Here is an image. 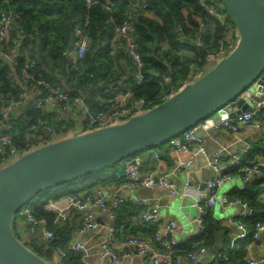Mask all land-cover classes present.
Wrapping results in <instances>:
<instances>
[{
    "label": "built area",
    "instance_id": "built-area-1",
    "mask_svg": "<svg viewBox=\"0 0 264 264\" xmlns=\"http://www.w3.org/2000/svg\"><path fill=\"white\" fill-rule=\"evenodd\" d=\"M85 3L87 6L99 4L98 0H85ZM100 5L104 10L112 11V5L108 1L102 2ZM200 5L216 19L222 21L225 18V13L223 14L222 10H216L204 0H200ZM145 6V0H142V8ZM17 19L16 13L0 10V58L10 66L11 76L14 77V80L24 87L18 98L6 101L3 116L6 118L10 111L21 106L24 99L38 95L37 106L45 113H52L53 121L62 123V125L57 126L53 122L39 119L33 128L41 130L42 135L27 143L23 148L14 144L10 134H0V168L15 160L27 149L49 143L48 139H51L52 142L121 123L155 106L153 99L134 97L130 89L118 81L114 83L115 87L110 85L105 107L93 111L82 95L60 89L45 79L42 74L37 73L34 69L35 61H26L20 72L15 73L13 67L16 65L19 43L25 39L24 31ZM225 29L226 32L217 40L216 47L207 54L206 65L217 62L234 48L238 38L237 30L236 28L230 29L228 26H225ZM114 35L115 39L121 41L126 56L134 66L135 84H140L144 78V62L133 36L131 16L115 27ZM194 36L196 41H199V32ZM90 43L91 40L85 33L83 25L76 27L71 49L67 53L72 70L79 71ZM261 78H263L262 84H259L258 81ZM169 80L170 75L164 76L165 82ZM33 91L36 94H33ZM239 99L243 100L251 110L242 111L232 118H221L217 114H215L216 116L211 114L166 142L170 150L173 151L172 164L167 174L159 176L158 166H155L151 172L142 173L139 168L138 154L127 159L123 172L117 175V179L120 181L123 179V182L109 187L110 191L106 194H102L100 188L88 193L69 194L62 198L66 203L63 207L57 204L60 200L48 201L45 207L54 213L53 223L55 224L65 223L68 220L65 211L75 210L80 215V223L75 229L76 237L70 239L65 246H57L54 249L51 263L60 264L69 252H78L81 253V261L84 264H91L87 260V257L91 255L90 247L78 237L88 232L97 234L102 232V239L98 243L97 251L100 261L107 259L110 264H121L124 259L135 253L143 259V264H184L183 260H186L188 264H195L208 250L204 241H194L187 251H181L178 248L180 246L171 238V233L178 228L176 221L170 219L161 223L159 202L151 197H135L133 193L141 189L160 190L168 197H174L178 193V188L169 179V176L177 173L186 175V189L199 190L198 183L190 173L196 157L203 158L210 173L205 180L206 194L193 199L192 203V207L196 211L193 221L198 227V234L204 230L205 215L215 206L218 205L221 208L237 206L239 208L234 216L226 220V226L234 228L235 232L213 256L212 264H227L230 259L229 252L232 249L247 240L259 239L264 233V221H256L253 227H250L245 221L251 215L253 207L247 201L229 196V193L226 194L220 190L222 186L235 178H239L242 183L262 178L258 184L259 191L256 202L264 203V166L258 161L244 160L250 146L237 147V144L243 143L241 132H247L251 128L264 135V70L235 97L234 102ZM224 130L233 135L232 142L226 144L217 141V147L212 151L209 150L202 133L216 137ZM152 155L159 163V152H153ZM181 155H186V158H181ZM230 167L236 169L235 173L228 171ZM125 204L142 208V221L149 223L154 228V232L149 237L131 235L122 239L118 238L115 222L119 209ZM35 205L37 203H27L16 215L24 227L23 240L28 236H35L49 243L54 239V234L48 229L46 220L34 213ZM99 216L102 218L99 219ZM241 264H264V254L256 258L246 253Z\"/></svg>",
    "mask_w": 264,
    "mask_h": 264
},
{
    "label": "trees",
    "instance_id": "trees-1",
    "mask_svg": "<svg viewBox=\"0 0 264 264\" xmlns=\"http://www.w3.org/2000/svg\"><path fill=\"white\" fill-rule=\"evenodd\" d=\"M105 1L112 5V11L108 12L101 7L100 4ZM204 1L211 6L210 0ZM98 2L99 4L87 6L85 0H0V10L16 13L17 21L25 34V39L19 43L14 72L19 73L26 61H35L34 69L37 73L60 89L82 95L93 111L105 107L109 87H115L114 83L118 81L129 88L134 97L153 99L154 105H157L185 83L204 73L206 56L226 32L225 26L235 28L233 18L224 5L221 10L225 13V18L220 21L200 5V0H145V8H142V0ZM129 16L133 36L144 62V78L140 84H135L134 66L126 56L121 41L115 39L114 35L115 27ZM80 25H83L91 43L79 71H74L70 67L67 53L74 40L75 28ZM198 32L200 39L196 41L194 35ZM166 75H170L167 82L164 81ZM23 89V85L18 84L11 76L10 66L0 58V134H10L19 148L42 135L41 130L33 128L39 119L53 122L57 126L62 125L53 121L52 113H45L37 106L38 95L24 99L23 104L15 108L18 111H10L5 118L3 108L6 101L18 98ZM33 94H36L35 91ZM164 144L157 148L162 149ZM256 156L264 158L263 143L251 144L244 160L250 161ZM163 159L169 161L167 156ZM118 164L120 163L53 186L43 191V200L33 199L30 202L37 203L33 208L34 213L44 218L48 229L53 232L54 239L51 242L46 243L35 236H28L23 241L15 234L16 237L33 253L51 262L52 252L57 246L67 244L70 239L64 235H70L74 226L69 227V219L65 223H53L55 215L45 204L48 201H58L69 194L88 193L96 187L111 186L117 182V175L124 170ZM228 171L235 173L236 169L230 167ZM260 181L262 178L254 179L249 189L233 187L229 191V196L241 198L253 207L255 213L252 211L245 220L250 227L256 221H264L263 208L256 202L257 185ZM141 212L142 208L125 204L118 212L116 230L122 226L126 234L143 231L151 235L154 228L142 221ZM12 228L14 231L13 226ZM217 230L228 234L212 216V211H208L204 217L203 232L178 248L187 251L192 242L199 240L210 247ZM248 241L240 243L229 252L227 264L242 263ZM60 264L84 263L81 261V253L69 252Z\"/></svg>",
    "mask_w": 264,
    "mask_h": 264
},
{
    "label": "water",
    "instance_id": "water-1",
    "mask_svg": "<svg viewBox=\"0 0 264 264\" xmlns=\"http://www.w3.org/2000/svg\"><path fill=\"white\" fill-rule=\"evenodd\" d=\"M220 1L238 38L212 67L142 113L35 147L0 168V264H53L28 249L12 228L18 211L39 193L166 143L211 114L232 118L251 110L234 99L264 70V2ZM222 244L223 234L216 231L213 245L195 264L211 263Z\"/></svg>",
    "mask_w": 264,
    "mask_h": 264
},
{
    "label": "crops",
    "instance_id": "crops-1",
    "mask_svg": "<svg viewBox=\"0 0 264 264\" xmlns=\"http://www.w3.org/2000/svg\"><path fill=\"white\" fill-rule=\"evenodd\" d=\"M202 134L205 136L206 145L208 146L209 150H211V151L217 147V141L220 143H226L227 144V143H231L232 142L231 140L233 139V135L231 133H229L228 131H225V130L218 133L216 135V137H214L213 135H205L204 133H202ZM240 136L243 138V143L237 144L238 148H242L243 145L251 146V144H253L254 142H259L260 144H262V143L264 144V135L257 130L250 128L249 131H247V132H241ZM153 152H159V154H160L159 163L157 162L156 159L153 158V155H152ZM164 156H167L169 161L164 160L163 159ZM138 158L140 159V167L139 168H140L142 173L151 172L153 169H155V166H158V168H159L158 175L161 176V175H165L169 172V167L171 166L172 160H173V151H171L170 147L165 143L164 146L162 147V149H158V148L153 149L149 156L139 154ZM181 158H186V155H181ZM251 161H258L259 163H262L264 166V158H262L261 156L260 157L256 156ZM122 172H123V169H122ZM190 173H191V176L193 177V179L198 183L199 190L189 189V188L186 189V187H185L186 175L184 173H177L176 175L169 176V179L172 180L177 185V188H178V193L174 197H168L163 191H160V190L159 191H150L147 189H141V190L135 191L133 193L135 197H151V198H154L155 200H157L159 202V205H160L161 223H165L166 221H168L170 219L175 220L177 223L178 228L173 233H178L182 226H181V224L178 223L177 216H175L174 214H171L169 209L170 208L177 209L178 212H180L187 219V223L192 227V229L189 230L182 239L178 240V239L174 238L173 233H171V238L174 239V241L176 242V244L178 246H182L183 244L190 241V239H192L193 237H195L199 233L198 227L193 221V218L195 217L196 211L192 207V203H193V199L200 198L201 196H204L206 194L205 180L210 175L202 157H196L194 159L193 165L191 166V169H190ZM122 182H123V179L121 181L119 179H117V182L112 184L111 186H107V187L106 186H100V187H96V188H100L99 190L102 191V194H106V192L110 191L109 187H112V186L116 185L117 183H122ZM252 183H253V180H251V182H250V187H251ZM234 187H236V186H234ZM242 187H244V183L242 184ZM96 188H94L93 190H95ZM257 189H258V185H257ZM229 191L230 190H228L227 192H224V193L228 194ZM258 191H259V189H258ZM172 200H177L178 201L177 205H171L170 201H172ZM257 203L262 206L263 211H264V203H259V202H257ZM57 204L61 207L65 206V204H66L65 199H60V201L57 202ZM122 207L119 209V211L122 210ZM230 207H235L236 210H234V212L232 214L227 216L226 219L219 220V224L221 225V227L223 229L227 230L228 234L225 235L223 230H217V231L222 232L224 244L227 242V240H229L230 236L235 232L234 228L226 226V220L229 217L234 216L237 213V211L239 210V208L237 206H230ZM162 210L165 211L164 214L161 213ZM212 211H213V209H212ZM65 213L68 215V219L71 222V225H69V227L71 228L72 226H74V230L72 231V233L70 235H68V236L64 235V237H68V239H73L76 237L75 229L80 223V215L75 210H68V211H65ZM253 213H255L254 210H253ZM98 218L101 219L102 217L99 216ZM223 221H224V225H223ZM16 227H17V230L19 231V233L21 235H23L24 227L22 226L19 219L16 222ZM122 228L123 227L120 226L118 228V231L122 232L123 235H122V233L119 234L120 232H118L116 230L119 239H122V238L127 237V236H131V235L139 236V237H149L150 236L149 234H146L143 231L142 232L136 231L135 234H126L123 232ZM78 238H79V240H81L82 242H85L86 245H88L90 247L91 255H89L87 257V260L91 264H110L109 260H107V259L102 260V261H100L98 259V254H97L98 243L102 239V232L99 234L94 233V232H88V233H85V234L79 236ZM245 248H246V253H249L256 258L261 256L262 254H264V233L261 234L259 239H256L254 241L249 240L245 244ZM183 263L188 264V262L186 260H183ZM121 264H143V259L140 256H138L137 254L133 253L129 258L124 259ZM209 264H212V262Z\"/></svg>",
    "mask_w": 264,
    "mask_h": 264
},
{
    "label": "rangeland",
    "instance_id": "rangeland-1",
    "mask_svg": "<svg viewBox=\"0 0 264 264\" xmlns=\"http://www.w3.org/2000/svg\"><path fill=\"white\" fill-rule=\"evenodd\" d=\"M211 1V6L214 7L215 9L217 10H221V9H224L223 8V4L219 1V0H210ZM216 63V62H215ZM215 63H208L205 67V70H208L210 67H212ZM200 75V74H199ZM14 112H17L18 109H15L13 110ZM212 116H216L215 114H212ZM47 142H51V139H48ZM32 148V147H31ZM31 148L27 149L25 152L31 150ZM153 149H157V147H152V148H148V149H144L142 151H140L138 154L140 155H146V156H149L151 151ZM127 160V159H126ZM125 160L123 161H120L118 163V167L119 168H123L124 165H125ZM242 182L239 178H236L228 183H226L224 186H222L221 188V192H227L228 190H230L232 187L236 186V187H242ZM33 199H39V200H43L44 199V195H43V192L39 193L38 195H36ZM178 201L177 200H172L170 201V204L171 205H177ZM170 213L171 214H174L175 216H177V220H178V223L181 224V229L178 233H173V237L180 240L182 239L186 233L192 229V227L187 223V219L180 213L178 212L177 209H172L170 208ZM234 210H236L235 207H227V208H221L219 207L218 205L215 206L213 208V211H212V216L217 219L218 221L219 220H224L226 219L227 216H229L230 214H232L234 212ZM162 214L165 213L164 210L161 211ZM18 218L16 217V219L14 220V223H12V226L14 227V233L18 236V238L23 241L24 237L23 235H21L19 233V231L17 230V227H16V222H17Z\"/></svg>",
    "mask_w": 264,
    "mask_h": 264
}]
</instances>
